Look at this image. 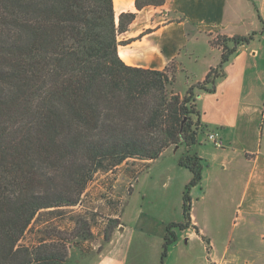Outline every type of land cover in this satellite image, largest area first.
<instances>
[{"label": "trees", "instance_id": "16d2710c", "mask_svg": "<svg viewBox=\"0 0 264 264\" xmlns=\"http://www.w3.org/2000/svg\"><path fill=\"white\" fill-rule=\"evenodd\" d=\"M135 17L121 12L116 21L113 0H0V264H63V237L22 242L39 212L79 204L96 173L155 159L170 146L185 148L177 163L191 179L182 195L184 220L167 225L159 264L175 229L190 225L188 192L203 168L191 152L203 128L196 97L214 92L223 65L255 32L210 39L221 49L218 64L180 95L172 65L143 68L119 57L118 45L127 41L118 35ZM111 222L105 241L119 220Z\"/></svg>", "mask_w": 264, "mask_h": 264}, {"label": "crops", "instance_id": "0c3cea01", "mask_svg": "<svg viewBox=\"0 0 264 264\" xmlns=\"http://www.w3.org/2000/svg\"><path fill=\"white\" fill-rule=\"evenodd\" d=\"M113 6L116 21L121 12H136L118 35L127 41L118 45L119 57L143 68L172 65L180 95L218 64L221 49L210 39L255 32L223 65L214 92L196 97L203 128L191 152L202 159V177L188 192L190 225L175 229L163 264H235V248L264 263V0H166L140 10L134 0H113ZM212 131L220 147L207 140ZM184 152L170 146L145 161L109 240L88 251L72 246L64 264H159L167 225L184 220L182 195L191 179L177 163Z\"/></svg>", "mask_w": 264, "mask_h": 264}, {"label": "rangeland", "instance_id": "374dc122", "mask_svg": "<svg viewBox=\"0 0 264 264\" xmlns=\"http://www.w3.org/2000/svg\"><path fill=\"white\" fill-rule=\"evenodd\" d=\"M144 165L145 161L129 160L127 164H122L112 171L96 173L88 183L79 204L41 210L22 242L29 244L42 238L59 240L63 237L60 241L67 246V256L72 246L83 251L91 250L94 246L97 249L105 242L104 232L110 229L112 219L122 210L124 197L134 180L129 175ZM235 221L238 222L235 224L238 230L241 226L238 217ZM249 243L252 246L260 244L255 240ZM235 251V264H264L258 256L250 257L248 253L237 248Z\"/></svg>", "mask_w": 264, "mask_h": 264}, {"label": "built area", "instance_id": "2783aa9c", "mask_svg": "<svg viewBox=\"0 0 264 264\" xmlns=\"http://www.w3.org/2000/svg\"><path fill=\"white\" fill-rule=\"evenodd\" d=\"M207 140L210 141L214 146L216 147H220L221 146V142L219 140V135L217 132L212 131L207 133L206 136Z\"/></svg>", "mask_w": 264, "mask_h": 264}, {"label": "water", "instance_id": "95a60500", "mask_svg": "<svg viewBox=\"0 0 264 264\" xmlns=\"http://www.w3.org/2000/svg\"><path fill=\"white\" fill-rule=\"evenodd\" d=\"M178 146H175V149L177 148Z\"/></svg>", "mask_w": 264, "mask_h": 264}]
</instances>
